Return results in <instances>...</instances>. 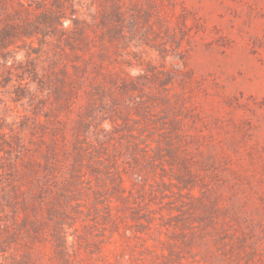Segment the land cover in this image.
<instances>
[{
	"label": "rangeland",
	"instance_id": "rangeland-1",
	"mask_svg": "<svg viewBox=\"0 0 264 264\" xmlns=\"http://www.w3.org/2000/svg\"><path fill=\"white\" fill-rule=\"evenodd\" d=\"M0 264H264V0H0Z\"/></svg>",
	"mask_w": 264,
	"mask_h": 264
}]
</instances>
